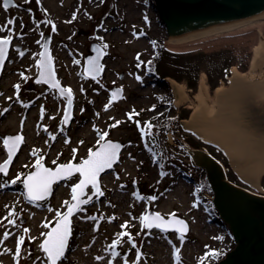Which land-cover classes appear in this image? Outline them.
<instances>
[{"label": "rangeland", "instance_id": "rangeland-1", "mask_svg": "<svg viewBox=\"0 0 264 264\" xmlns=\"http://www.w3.org/2000/svg\"><path fill=\"white\" fill-rule=\"evenodd\" d=\"M14 2L13 6L5 9L3 0H0V25H5L0 35L13 36L9 59L0 75V163L7 158L3 136L20 132L22 120L24 141L21 152L13 162L8 175L0 173V184L4 185L0 187V217L4 218L0 219V238H3L5 229L11 232V235L4 239V246L15 251L16 238L24 235L20 264H33L36 257L42 255L38 247L42 239L41 233L48 230L43 222L55 223L52 220L55 215L54 210H66L63 201L71 199L70 185L75 182L73 178H67L57 186V190L49 199L36 204L25 198L23 184L20 181L15 184L6 183L20 172L34 170L35 157L31 152L33 147L37 155L44 157L43 162L48 167L55 166L53 160L59 163L70 159L78 162L80 157L87 156L90 147L95 146L99 130L108 132L106 139L124 142V149L118 165L101 178L104 195L96 197L93 202L81 206V210L74 213V235L70 239V248L65 255L64 264H107V258L97 262L94 257L105 255L103 247L110 244L118 231L131 233L137 240L142 252L146 254V259L142 257L140 264H174L169 239L181 249L182 264H201L203 253L210 249H216L222 254L229 251L234 241L228 228L214 220L213 212L210 213L212 210L215 211L212 194L208 191L200 193L197 190L196 185L206 177L205 170L186 168L191 160L186 156V146L192 148L191 146L199 144V141L203 144H212L205 142L187 128L185 119L179 121L180 130L184 133V147H180L173 134L172 137L165 136L158 142L155 140L156 143L153 144V135L152 138L141 137L136 121L141 122L140 127L144 126L145 121L155 126L165 120L172 121L183 108L190 110L187 119L192 112L191 105L194 104L197 90L189 88L184 81L180 82L185 85L189 101L185 105L175 106V94L167 80L168 77L163 78L164 82H160V78L146 69L148 62L155 60L157 44L181 45L186 41L221 35L247 26H255L256 35L261 38L264 36V21L242 22L223 29L226 30L223 32H208L185 40L172 41L166 27L160 21L154 0H103V2L102 0H39V2L14 0ZM28 8H32L31 14L27 11ZM45 9L47 11H44ZM73 11L77 13L75 18L71 15ZM145 15L148 17L147 21L144 20ZM8 19L14 20V23L8 25ZM21 19L23 27H21ZM37 20L40 21L39 24L35 23ZM52 24H55L56 31H52ZM258 26L262 31L258 32ZM8 28L12 31L9 32ZM134 32L139 35H135ZM17 33H22L23 38L21 39ZM46 35L51 38L50 51L54 58L57 78L63 86H70L73 90L74 120L70 126L62 123L63 110L67 105L65 98L59 96L56 90L45 83L35 81L38 75L35 61L39 58ZM250 41L251 37L247 42L242 41V43L239 40L243 47L245 43L248 46ZM92 43L101 46L107 44L103 49L104 69L96 79L80 74ZM230 43L232 42L228 41L223 46ZM235 43L233 42L231 46L236 47ZM212 45V49H215L216 45L214 43ZM21 51L24 53L23 56L20 55ZM33 53L36 55L33 56ZM137 53H139V61ZM242 56L244 57L245 53ZM74 59H79L80 63L74 64ZM240 59L246 71L236 68L241 73L247 74L244 78L251 84H257L264 78V65L260 71L252 73L250 63L247 64L245 57ZM140 61L143 63L137 68V63ZM171 67L170 64L167 67L164 65L166 69L164 74L176 73ZM20 72L27 76L26 80L20 76ZM137 75L141 76L142 82L136 79ZM232 75L231 69L227 82L220 86L230 89ZM203 76L209 81L204 71H201L199 81ZM17 83L20 84L19 97L31 102L27 107L16 98L14 85ZM112 87L123 88L124 95L120 101H112L108 109H105L104 104L111 96ZM81 88L84 91H81ZM209 93L210 116L220 111L237 115L244 127L264 139L263 96L256 98L253 95L245 96L243 100L237 102V110L231 108L233 99L228 97L226 105L224 104L220 110L216 103L217 92L211 91L209 87ZM152 105H155V108ZM81 108L84 111H81ZM128 113H132L131 117ZM116 120L120 123L115 124ZM109 125L113 126L109 127ZM43 126H47L46 129ZM48 133L53 135L50 136ZM214 147L223 153L218 147ZM73 149H76L75 158H73ZM149 149L157 155L153 157ZM204 150L214 158L218 156L216 154L215 156L210 149L204 147ZM219 160L222 161L221 158ZM227 162L225 166L219 162L225 174L227 170L232 179L236 178L237 183L240 182L253 191L264 194V188L259 182L252 183L239 174H237L239 178L234 176L237 171L228 158ZM180 166L187 169L192 178H187L183 172H180ZM22 179L23 177L21 181ZM20 184L22 186H16ZM91 192L90 187L88 194ZM133 192H138L140 198L133 197ZM151 195H156L157 199L148 200L147 197ZM9 208L14 210V218L18 221L11 227L7 224V219L11 218L8 215ZM49 208L53 211H49ZM145 210L159 211L165 217L168 213L174 212L175 215L186 219L190 231L183 243L181 244L178 235L174 232H168L165 238V235L157 229L149 230L146 227L142 229L139 216ZM113 214L114 220L107 221V216ZM85 215L97 217L99 227L95 231L91 219H81ZM125 220H128L129 224L121 229L119 225ZM23 228L29 231L25 233ZM29 237L36 239L32 240ZM121 239L125 242L117 248L131 261L135 256V248L130 246L126 236ZM85 245L89 247L85 248ZM29 249H31V259L28 256ZM214 258L215 256L210 259L203 258L202 264H215ZM0 261L3 264H15L10 253L0 252ZM38 264H43V260L38 261ZM114 264H122V258H116Z\"/></svg>", "mask_w": 264, "mask_h": 264}, {"label": "snow or ice", "instance_id": "snow-or-ice-1", "mask_svg": "<svg viewBox=\"0 0 264 264\" xmlns=\"http://www.w3.org/2000/svg\"><path fill=\"white\" fill-rule=\"evenodd\" d=\"M39 2V0H37ZM103 2V0H102ZM11 3V0H3V7L5 9L9 8V5ZM27 11L31 14L32 8H28ZM44 11H47L46 9ZM87 15V13H85ZM72 17L75 18L77 16V13L75 11L72 12ZM144 20L147 21L148 17L145 15ZM14 23V20L8 19L7 24L11 25ZM35 23L39 24L40 21H35ZM23 20L21 19V27H23ZM99 27V25L97 26ZM5 29V25H0V31H3ZM9 32L12 31L11 28L7 29ZM52 31H56L55 24H52ZM135 35H139V33H135ZM23 38L22 33H17ZM95 35V33H94ZM47 39H50L48 37ZM47 39L45 42L41 45L42 50L39 53V58L36 59L35 64L37 66L38 75L35 77L36 82H43L50 86L52 89L56 90L58 95L61 97H64L67 101V105L64 107L63 110V117H62V123L68 124L72 117V104H73V90L70 86L65 87L61 85L60 80L57 78V72L54 69L53 66V56L50 54L49 45L47 43ZM100 39H103L100 37ZM13 40V36L10 34L6 35H0V72L3 71L5 67V61L6 58L9 56V43ZM39 43V42H38ZM155 43V42H153ZM107 47V44H104L103 46L99 44H93L92 49L95 52V55H90L86 57L85 64L83 67V71L80 73L81 76H89L93 79H96L104 69V64L101 63V56L103 55V49ZM20 55L23 56L24 53L21 51ZM36 53H33V56H35ZM137 60L139 61V53H137ZM74 64H79V59L73 60ZM143 63V61H140L137 63V68L140 67V64ZM149 64V71H151V61L148 62ZM20 76L24 77V79H27V76L23 73H19ZM136 79L138 81L142 82L141 76L137 75ZM15 93L17 94L16 98L17 100L27 107L28 103H31L30 101H24L19 97L20 92V84L17 83L14 85ZM81 91H84L83 88H81ZM122 91V89L117 88L114 89L111 93V96L107 103L104 104V108L108 109L109 105L112 103L113 100H115L118 96V94ZM11 99V98H9ZM153 108H155V105H152ZM81 111H84L83 108L80 109ZM7 111V109H5ZM43 111V109H42ZM135 111V110H133ZM96 115H99V113H96ZM129 117H131L132 113H128ZM120 121L116 120L115 124H119ZM139 131L142 138L148 137L151 138V130L153 128V125L149 121H145L144 126L140 127L141 122L139 120L136 121ZM22 125L23 120L21 121V131L18 132L15 135H4L3 136V145L7 149V158L0 163V173H6L8 171V166L10 162L13 160V156L17 152L18 148L20 147L21 143L24 140L23 134H22ZM113 125H109V127H112ZM46 127L47 126H43ZM93 127H96V125H93ZM147 129V130H146ZM50 136H52V133H48ZM107 131H97L98 138L95 141V146L90 147L87 150V156L86 157H80L78 162H73L72 159L68 160L67 162L59 163L56 160H53L54 167H48L44 164V157L37 155L35 147L31 150L32 155L35 157L34 162V170H30L26 173L20 172L15 177H13L11 180L7 181L8 184H15L17 181H20L23 184L24 188V196L27 200H29L31 203L36 204L37 202L43 201L46 197H48L50 194H52L53 191V184L54 182L60 181L62 179L66 178H73L75 180L74 183H71V199H65L63 201V205L66 206V210L61 211L60 209H55V215L52 217V220L55 221V223H52L51 221H45L44 226L48 229L41 233L42 239L39 241L38 247L41 250L42 255L36 257V259L33 261V264H38V261L43 260V264H64V258L66 250L70 248V239L73 237V214L77 213L81 210L82 205H88L89 203L93 202L96 197L103 196L104 192L100 186V174L104 172L106 169H112L114 164L119 160L120 158V150L123 147V145L118 142L114 141L110 138L106 139L108 136ZM82 142V141H81ZM152 143L155 144L156 141L153 139ZM150 152H152L153 157H155L157 154L156 152L152 151V149H149ZM75 151L76 149H73V158H75ZM78 174V176H73V174ZM163 171H161V175H163ZM21 177H23L21 181ZM135 183V181H133ZM91 186L92 195L86 194V189H88V186ZM3 184H0V187H3ZM133 197L140 198V194L138 192L132 193ZM150 201H155L157 199L156 195H151L150 197H147ZM110 203V201L108 202ZM195 204V201L193 202ZM8 206H6L7 208ZM114 207V205H113ZM49 211H53L52 208L48 209ZM8 215L9 219H7V224L9 227L14 226L17 224V219H15V212L13 209H8ZM102 218V217H101ZM0 219H4L3 217H0ZM81 219L89 220L91 219L93 221V230L95 231L99 224L97 222L96 216H82ZM107 221L112 222L114 220V214L107 216ZM139 221L141 224V228H147L149 230L157 229L160 233L165 235V238H167V233L169 229H174L175 232L178 234L179 240L181 244L183 243L185 239V233L189 230L188 223L180 218L179 216L175 215L174 212H170L167 214V218H165L164 215L161 214L159 211H143L139 216ZM129 221L125 220L122 224L119 225L121 229H124L125 225H128ZM29 229L23 228V232L27 233ZM150 234V233H149ZM11 235V232H9L7 229L2 234L3 238H0V252L2 253H10L13 257V260L15 264H20V258H21V244L25 241L24 235H19L16 238L15 242V251H13L10 248H6L4 246V239L8 238ZM137 235H140V233H137ZM128 242H130V246L132 248H135V256L134 259L129 261L127 258V255L119 251L117 246L122 245L125 241H123L121 238L125 237ZM29 239L35 240V237H29ZM93 240H95V237H93ZM168 243L172 247V257L174 264H182V258H181V249L176 246V244L172 243L171 239L168 240ZM88 245H85V248H88ZM104 256L96 255L94 258L97 262L104 260L107 258V264H114V261L116 258L120 257L122 258V264H140V260L142 257L146 259V254L142 252L141 247L138 245L137 240L133 238V235L131 233H126L125 231H118L115 233V238L111 240L109 245H106L103 247ZM218 250L216 249H210L209 251H206L203 253V257L201 258V264L203 258L210 259L213 256L218 255ZM28 256L29 259H31V249L28 250ZM0 264H3L2 261H0Z\"/></svg>", "mask_w": 264, "mask_h": 264}, {"label": "water", "instance_id": "water-1", "mask_svg": "<svg viewBox=\"0 0 264 264\" xmlns=\"http://www.w3.org/2000/svg\"><path fill=\"white\" fill-rule=\"evenodd\" d=\"M154 1L155 7L160 17V21L166 27L169 36L181 35L218 23H231L247 19L264 10V0ZM14 4V0H11L9 7L13 6ZM48 37V35L45 36L44 42ZM47 43L50 49L51 38L47 39ZM93 44L95 43H92V45ZM92 45L89 53L85 56V60L87 56L95 55V52L92 49ZM16 48L19 49V47ZM10 50L11 41L9 43V53ZM8 59L9 56L6 58L5 66L8 62ZM103 60L104 50L103 55L101 56V63L103 62ZM53 66L55 69L54 61ZM2 72H0V75ZM101 74L102 72L100 73V75ZM117 88L122 89V91L118 94L117 98L113 100L114 102L120 101L124 95V90L121 87H112L110 93H112V91ZM73 120L74 116L72 107L71 120L68 124L65 125L70 126ZM118 142L123 145L120 150L121 154L122 150L124 149V142ZM22 145L23 142L13 156V160L8 166V171L6 173H3L4 175H8L13 162L16 160L18 154L21 151ZM186 151L192 158L194 164L198 168H202L206 171L208 182L213 193V206L218 212L222 222L228 227L236 244V247L227 252L225 257L221 259L217 264H264V197L249 192L244 188L228 181L222 165L204 149H192L186 146ZM119 161L120 158L114 164L113 168L119 163ZM112 169H106L100 174V182L102 176H104ZM74 175L77 174L74 173L73 176ZM66 179L54 182L52 194L46 197L43 201L50 198L57 190V186ZM90 187L91 186L89 185L88 189ZM88 189H86L85 197L87 195L93 194L92 192L88 194ZM184 220L188 223L186 219ZM189 231L190 225L188 232L185 233V236L189 233ZM168 232L176 233L174 229H169Z\"/></svg>", "mask_w": 264, "mask_h": 264}, {"label": "bare ground", "instance_id": "bare-ground-1", "mask_svg": "<svg viewBox=\"0 0 264 264\" xmlns=\"http://www.w3.org/2000/svg\"><path fill=\"white\" fill-rule=\"evenodd\" d=\"M255 20L264 21V10L247 19L231 23H218L181 35L171 36V40L180 41L208 32H223L226 31L223 29L227 27ZM257 28L258 32L262 31L259 26ZM191 41H186V43ZM256 43L250 62L252 73L260 71L264 65V36L257 37ZM232 73L230 89L223 86H218L215 89L217 92L216 103L220 110L224 104L226 105L228 97L233 99L231 108L234 110H237V102L243 100L245 96L264 97V78L257 84H251L244 78L247 74L241 73L236 67L232 68ZM167 80L170 82L175 94V106L185 105L189 101L185 85L170 77ZM194 98L190 118L184 120L187 128L195 132L205 142L218 147L226 155L234 170L237 171L236 174L252 183L258 184L259 182L260 185L263 184L261 180L264 177V139L244 127L237 115L226 114L222 111L215 113L214 116L208 114L211 112L208 110L210 93L208 81L204 76L199 81ZM222 165L225 166L223 163Z\"/></svg>", "mask_w": 264, "mask_h": 264}, {"label": "trees", "instance_id": "trees-1", "mask_svg": "<svg viewBox=\"0 0 264 264\" xmlns=\"http://www.w3.org/2000/svg\"><path fill=\"white\" fill-rule=\"evenodd\" d=\"M256 33L257 31L255 26H247L221 35L208 36L193 40L182 45L159 43L156 46L155 60L151 61L152 70L149 71V64H147L146 69L149 72H152L153 75L155 74L158 78H160V82H164L163 78L171 76L177 79L179 82H186V85L194 91L197 90L199 75L201 71H204L209 79V87L211 88V91L214 92L218 86L224 85L225 81L227 82V76L230 74V71L233 67H238L240 71H246L245 67L242 65L243 61H241L240 58L245 57V61H247V64L249 65L252 56V49L257 42ZM249 37H251L250 44L247 46L245 43V47H248L245 48L243 47V44H240L239 40L241 42H247ZM228 41L232 43L236 42V47L231 46L232 43H230V45L228 44L227 46H223ZM212 43L216 45L215 49H212ZM220 45L222 46L217 47ZM178 47L184 48L179 49ZM243 53H245L244 57L242 56ZM239 56L241 57L239 58ZM169 64L172 65L171 68H174L176 73L170 72L164 74L166 71L164 65L167 67ZM189 113V109L183 108L180 112H178L172 121L165 120L159 125H153L154 128L152 129L153 131L151 130V138L153 135L152 139L158 142V140L160 141L161 138L164 139L168 132H171L174 137H176L175 139L178 144L181 145L180 147H184V133H182L180 130L179 121L182 119H187L189 117ZM160 135H162V137H160ZM191 147L195 149H202L204 147L210 149L214 155L216 154L219 156L218 157L215 155L217 159L221 158L223 161H225V163H228L225 155L212 145L203 144L199 141V144L194 146L192 145ZM186 156L189 157L187 153ZM188 167L199 170V168L194 165L192 160H190L189 164H187L186 168ZM179 170L180 172H183L187 178H192V175L186 171L187 169L180 166ZM234 176L238 178L235 173ZM16 186L22 185L20 184ZM196 186L200 193H203L204 191L211 192V187L207 177H204L203 180L200 181V183H198ZM212 212L214 220L222 224L217 217L216 211H210V213ZM224 255L225 253H219L216 255L214 258L215 264L220 259H222Z\"/></svg>", "mask_w": 264, "mask_h": 264}, {"label": "flooded vegetation", "instance_id": "flooded-vegetation-1", "mask_svg": "<svg viewBox=\"0 0 264 264\" xmlns=\"http://www.w3.org/2000/svg\"><path fill=\"white\" fill-rule=\"evenodd\" d=\"M220 161H221V160H220ZM221 162L225 165V161L222 160ZM225 169H226V168H225ZM205 174H206V176H207L206 171H205ZM226 178H227L228 181L232 182L233 184H235V185H237V186H240V187L244 188L245 190H247V191H249V192H252V193H254V194H256V195H259V196L264 197V194H258V193H256L255 191H253L250 187H246V186H244L243 184H241L240 182L237 183L235 179H232L231 174H228V171H227V170H226ZM262 185H263V187H264V178H263V184H262ZM233 241H234V240H233ZM235 247H236V244H235V242H234V245L232 246L231 250L234 249Z\"/></svg>", "mask_w": 264, "mask_h": 264}]
</instances>
